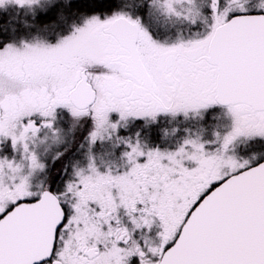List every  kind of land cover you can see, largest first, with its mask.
<instances>
[{
	"label": "snow or ice",
	"instance_id": "1",
	"mask_svg": "<svg viewBox=\"0 0 264 264\" xmlns=\"http://www.w3.org/2000/svg\"><path fill=\"white\" fill-rule=\"evenodd\" d=\"M0 264H264V0H0Z\"/></svg>",
	"mask_w": 264,
	"mask_h": 264
}]
</instances>
